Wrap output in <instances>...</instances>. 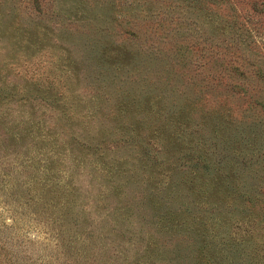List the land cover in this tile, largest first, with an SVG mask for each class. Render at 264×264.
Returning a JSON list of instances; mask_svg holds the SVG:
<instances>
[{
    "label": "rangeland",
    "instance_id": "1",
    "mask_svg": "<svg viewBox=\"0 0 264 264\" xmlns=\"http://www.w3.org/2000/svg\"><path fill=\"white\" fill-rule=\"evenodd\" d=\"M201 71L219 77L206 98L228 115L229 146L237 152L243 133L244 146L263 153L244 159L256 175L224 187L226 203L206 213H218L217 245L200 243L192 223L165 225L178 206L141 191V175L124 171L135 163L125 148L94 147L129 129L135 101L171 83L196 95ZM260 211L264 0H0V264H221L219 241L243 232L232 213L249 221Z\"/></svg>",
    "mask_w": 264,
    "mask_h": 264
},
{
    "label": "trees",
    "instance_id": "2",
    "mask_svg": "<svg viewBox=\"0 0 264 264\" xmlns=\"http://www.w3.org/2000/svg\"><path fill=\"white\" fill-rule=\"evenodd\" d=\"M170 60L172 62H169V68L172 69L180 62V57L174 56ZM166 73L167 77L158 78L159 83H168L169 74ZM198 79L200 84L193 83V91L197 93L196 95H188L189 93H185L186 91L175 85L172 86L171 83L167 94L160 92L150 95L147 102L140 101L143 98L135 101L130 108L135 114L126 116L129 120V129L113 131V136L107 133L106 138L95 142L94 147L105 148L106 142H112L114 146L125 148L126 152L121 155L126 160L134 159L135 163L132 169L126 167L124 171H133L134 168V172L141 175L139 180L141 191L149 190V197H152V194H170L169 206L173 204L175 207L178 206L174 210L169 208L177 211L169 212L172 214L164 221L170 222L165 225L169 228L173 223L174 228L183 226L184 229L189 230L194 227L197 233L200 232V243L205 244L208 239H212L214 241L212 245H217L218 231L210 226V222L212 216L218 213L211 215L206 213L226 203L224 200L227 194L223 192L224 187L235 190L244 176L256 175L255 170H249L252 174L247 172L249 165L245 166L244 159L246 161L249 158H258L259 155L262 160L263 153L253 147L246 148L243 133L236 141L238 151H233L234 148L228 144L227 133L231 134L228 115L223 113V110L216 109V100L206 98L218 85L219 77L201 71ZM145 82H139V88L144 87ZM157 85L151 83L152 88H156ZM190 112L199 114L193 119H188ZM250 134H248L250 138L254 136L252 132ZM218 155L225 161L228 158L232 159V162L238 160L240 166L244 165V171L238 170L235 173L237 169L221 164L220 159L216 158ZM136 179L138 180L137 176ZM146 196L144 192L143 198ZM195 197L198 199L196 201L198 204L194 205L193 210L198 212L194 211L191 214L189 210L191 207L187 208V204ZM238 207L240 203H234L231 211L240 210ZM180 208L182 212L186 209L185 212H189L191 216H184V213L179 212ZM198 214L205 217L201 222L202 228L199 227ZM175 216L178 225L174 223ZM231 219L230 224H234V227L238 226L243 232L239 235H231L228 231L226 237L219 241L218 245L227 249V252L221 255L223 260L221 264H264V211L258 212L249 221L234 213ZM191 223L193 227L187 226ZM236 250L239 252H235ZM241 250L245 258L241 256Z\"/></svg>",
    "mask_w": 264,
    "mask_h": 264
}]
</instances>
